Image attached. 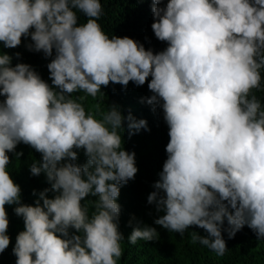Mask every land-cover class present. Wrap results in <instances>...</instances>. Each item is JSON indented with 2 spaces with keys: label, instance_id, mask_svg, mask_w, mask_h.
Here are the masks:
<instances>
[{
  "label": "clouds",
  "instance_id": "obj_1",
  "mask_svg": "<svg viewBox=\"0 0 264 264\" xmlns=\"http://www.w3.org/2000/svg\"><path fill=\"white\" fill-rule=\"evenodd\" d=\"M162 2L153 0L151 27L168 47L154 53L132 38H110L98 23L101 0H0V42L16 48L30 36V51L51 57L55 49L47 67L61 90L30 65L12 67V57L0 54V96L6 97L0 101V254L11 243L5 206L15 204L26 229L16 237V264H118L124 236L117 199L138 172L118 131L125 117L113 105L98 120L66 94L96 98L110 82L139 86L150 76L154 95L147 102L163 101L170 129L158 191L148 196L166 213L155 224L181 236L190 226L205 229L209 236L194 233L193 242L218 256L228 251L225 218L229 238L247 225L264 239V108L253 94L264 69V0H169L166 8ZM74 9L86 23L77 26ZM127 120L130 134L147 128L146 120ZM21 142L42 154L31 173H46L50 190L59 193L48 198L45 189L42 205L22 204L8 171V153ZM74 149L85 150V165L74 163ZM89 195L99 198L91 216L81 203ZM70 228L83 236L69 238ZM157 235L156 228L137 226L128 240L135 245Z\"/></svg>",
  "mask_w": 264,
  "mask_h": 264
},
{
  "label": "trees",
  "instance_id": "obj_2",
  "mask_svg": "<svg viewBox=\"0 0 264 264\" xmlns=\"http://www.w3.org/2000/svg\"><path fill=\"white\" fill-rule=\"evenodd\" d=\"M169 0H163L159 7L166 8ZM104 14L98 21L103 30L111 38L112 36L129 37L143 44L146 50L160 53L168 47V43L156 38L152 29L155 22L152 12L153 0H101ZM78 16V25L87 22L82 12L74 9ZM35 29H31L34 31ZM31 37H22V43L16 48H6L0 42V54H8L12 57L11 66L19 63L30 65L50 87L56 92L61 90L53 85L47 65L56 56L53 49L51 57L45 56L43 51H30L29 44H33ZM20 53L17 57L16 54ZM261 89L254 90V95L264 108V69H261ZM150 76L144 85H137L130 81L127 87L110 82L108 86H102L101 92L96 98L88 96L84 92L66 94L82 103L86 112H91L98 120L111 110V106H117L120 113L125 117L119 134L123 139V150L135 153L136 167L138 172L135 179L120 186V196L117 203L121 206L119 218V230L124 236L121 241L123 256L118 264H264V239L258 238L257 234L245 225L236 235L229 238L227 229L230 227L225 218L222 226V237L226 242L228 251L223 256H218L215 251L202 245L199 241L193 242V234L208 237L205 229L198 226H190L183 236L180 233L171 232L163 226L155 224V220L166 214L158 212L155 204L148 203V196L158 191L154 185L160 180V173L168 158L166 146L170 142L169 126L164 118L162 108L163 101L159 105L149 104L148 99L154 95L149 89ZM84 96L85 99L79 100ZM0 96V101L5 100ZM99 105V109L96 108ZM132 115L135 120H146L147 128L141 129L135 134H130L127 117ZM78 153V159L74 161L79 166L87 163L88 157L84 149H74ZM23 153V155H17ZM11 163L8 171L15 183L21 187V203L36 206L40 200V193L45 189H51V183L46 173L34 176L30 171L32 163H42V154L30 145L19 143L14 152H9ZM69 161H62L61 164ZM35 192V194H34ZM59 193L48 191V198H55ZM165 195L160 191V196ZM98 196L89 195L81 203L89 207V216L95 211L94 202ZM18 205H6V211L10 220L8 235L11 238L9 247L0 254V264H16L17 257L13 253L17 235L25 231L24 219L17 216L14 209ZM230 211H233L229 207ZM137 226L156 228L158 235L152 241L138 240L135 245L131 244L128 237ZM69 238L72 235H81L74 228L69 229Z\"/></svg>",
  "mask_w": 264,
  "mask_h": 264
}]
</instances>
